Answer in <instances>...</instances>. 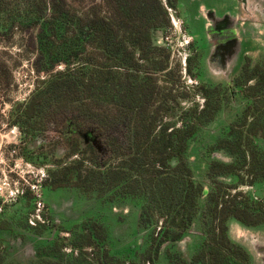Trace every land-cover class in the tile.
Instances as JSON below:
<instances>
[{
	"label": "trees",
	"instance_id": "1",
	"mask_svg": "<svg viewBox=\"0 0 264 264\" xmlns=\"http://www.w3.org/2000/svg\"><path fill=\"white\" fill-rule=\"evenodd\" d=\"M177 1L100 0L75 8L69 0H34L32 9L10 16L0 0V34L17 25L39 28L35 72L50 74L60 64L67 68L43 82L12 119L32 164L47 165L63 148L55 164L78 156L49 170L43 188L78 190L140 210L134 247L119 246L105 226L93 224L94 230L87 222L80 231H68V245L58 234L36 243L35 258L21 262L11 253L12 244L51 232L28 224L35 197L23 193L11 210L5 205L0 211V264H157L163 251L168 264H189L170 246L196 221L206 246L191 264H240L233 255L242 249L231 240L229 223L264 224L260 203L232 193L240 186L264 188V64H247L231 83L215 82L204 79L192 45L187 75L203 83L185 86L204 96L205 108L198 103L181 108L180 126L163 123L176 112L180 96L158 84L157 74L168 78L177 72L169 70L170 55L157 45V34L170 28L168 8H178ZM237 98L239 105L229 110ZM227 112L230 121H221L220 133L203 152L211 182L206 192L195 179L191 148ZM141 232L145 236L139 239Z\"/></svg>",
	"mask_w": 264,
	"mask_h": 264
},
{
	"label": "rangeland",
	"instance_id": "2",
	"mask_svg": "<svg viewBox=\"0 0 264 264\" xmlns=\"http://www.w3.org/2000/svg\"><path fill=\"white\" fill-rule=\"evenodd\" d=\"M1 1L4 3V10L7 11L8 15L12 16L20 11L23 12L26 6L32 9L34 0ZM69 1L75 8L85 7L95 1L100 2V0ZM179 1L181 5L180 11L176 10L179 18L175 15L173 22L171 20L170 28L157 34V45L165 48L170 55L169 70L177 72V77L173 73L168 78L165 77L168 74H157L158 84L167 93H170L168 91L172 87L175 93L180 96V104L176 107L174 115L168 116L162 121L163 123L171 120L176 121L178 126H180V123L177 116L181 108H189L191 105L194 106V103H198L199 106L203 104V98L196 91L186 88V86L191 88L190 86L194 84L193 79H188L186 60L194 53V49L191 47L193 41L191 38L192 32L196 35L199 44L205 42L203 20L196 19L197 14L199 15L198 7L196 5L192 7L190 1ZM200 1L207 9L212 8L216 16L228 17V19L236 21V33H241L243 30L250 35L242 33L247 36V38L243 39L244 48L240 42L230 43L227 51L228 55L233 52V49L237 48L235 56H238L239 49L242 48L241 55L243 52L248 51L249 57L254 62L264 61V0H214L215 3L213 4L209 0ZM35 7L33 8L35 9ZM173 10L175 11V9ZM202 14L201 11L199 17L202 16L204 18L205 14ZM10 19L11 22L13 18ZM181 20L185 21L184 25L181 24ZM38 29V27H34L30 30H25V28L17 25L12 31L1 32L0 34V211L5 205L11 210L23 193L31 192L35 197L37 194L32 187L37 185L39 194L43 195L42 203L45 204L43 215L48 217L51 226L56 224V226L61 227L60 230H63L61 237H70L64 231H80L82 225L88 222L89 224L91 223L94 230L97 229L93 224H97L95 226L98 228L100 225H105L108 235L113 240L122 238L127 242L130 232L137 227L138 209L133 208L132 210V207H128L127 210L118 208L113 213L111 201L107 198L96 195L88 196L78 190L64 188L42 189L44 181L48 179L49 170L67 166L74 160L68 158L58 162L59 164L53 162L55 157L65 154L64 148L57 150L56 156L49 157V161L45 166L32 164L30 160L25 159V143L18 128L13 125L12 119L18 107L25 104L43 82L67 70L64 64H60L50 74H37L35 72L34 62L38 54L36 44ZM169 33L173 34L172 37L168 35ZM219 36L217 35V37ZM240 36L241 34H239ZM166 38L169 39L167 42L165 41ZM212 42L214 43V41ZM165 43L166 45L169 43L170 47L167 48ZM214 57L212 56L209 60L211 73H209V77L214 80L229 81L235 73L234 68L240 66L241 59L237 60L236 63L237 57L232 58L231 56L232 59H235L233 64L224 67L225 65L218 63L220 60ZM70 68L75 70L77 65H72ZM182 94L185 96H181ZM212 132L210 130L207 131V133ZM213 133H217V130ZM49 149L46 147L44 152H48ZM240 190L245 193L248 188H241ZM88 220L92 221L89 222ZM230 232L238 243L250 251L253 260L252 264H264V228L246 229L236 223H232ZM197 233L191 232V236L178 245V249L183 252L185 259L189 262L192 261L196 252V244L199 239ZM49 239L50 235L46 234L43 235L41 241L44 242ZM35 242L36 239L27 237L22 242H14L11 247V253L14 255L15 260L21 262L31 261L35 256ZM158 264H168L165 253L160 256Z\"/></svg>",
	"mask_w": 264,
	"mask_h": 264
},
{
	"label": "flooded vegetation",
	"instance_id": "3",
	"mask_svg": "<svg viewBox=\"0 0 264 264\" xmlns=\"http://www.w3.org/2000/svg\"><path fill=\"white\" fill-rule=\"evenodd\" d=\"M189 1H190V4L192 3V7L194 5H196L198 7L199 15L197 14V18L196 19H202L203 23H204L203 27H204V36H205L204 41L205 42H202L201 44H199V41H198L196 35L193 34V32L191 33V38L193 40L192 41V45L195 46L196 52H198L200 54V56H201V65H202V68H203V71H204V79H211L212 81L221 82V83H231V81H233L238 75H240V73L242 72L244 66H246L247 64H249L250 66H254L257 63H263L264 64V61L254 62L253 59L251 57H249L248 51L243 52V54L241 55V49L242 48L239 49L240 52H239V54H237L238 56H235L236 52H237V48L233 49V52L230 55H228L227 51L229 49L228 46H229L230 43H234V42L238 43V42H240V43H242L243 48L245 47V45L243 44L244 43L243 39L247 38V36H245L242 33H246L247 35H248V33L243 31V30H242L241 33L240 32L236 33V27H235L236 21L230 20V19H228V17L216 16V14L214 13V10L212 8L207 9L206 7H204L201 4L200 0H186V2H189ZM209 2L212 3V4L215 3L214 0H209ZM177 6H178V8L175 9V13H176V15L178 17V13L176 12V10L180 11L179 8L181 7V5H180V1L179 0L177 1ZM201 11H202L203 14H205L204 18H202V16L199 17ZM184 20H185V18H184ZM181 24L184 25L185 21L181 20ZM230 34H232V36H230ZM239 34H241L240 37H239ZM217 35H220V36L217 37ZM210 36L211 37L212 36H216V37H212L211 38ZM248 36H250V35H248ZM233 40H236V41H233ZM212 41H214V43ZM192 45H191V47H192ZM212 56H215L214 58L219 59L220 61L218 63L224 64L225 65L224 67H228L229 64H233V61L235 60V59H232L233 57L234 58L237 57L236 63H237V60L241 59L240 66L234 68V72L235 73L233 74L232 78L229 81L214 80L212 77H209V73H210V66H209L210 62H209V60H210V58ZM231 56H232V58H231ZM236 63H235V65H236ZM202 83H203V80H202V82L197 80V85L202 86ZM251 85H253V81H250L248 86H251ZM202 98H203V104L200 106V108H199L200 110L204 109L205 108V104H206V100H205L204 96ZM238 98H237V100H235V102L233 101L232 106L229 108V110H231L232 107H236V106L239 105V103H238L239 99ZM229 110H227V111L229 112ZM234 111L235 110H233V113H234ZM228 112L224 113V114H222L220 116L218 123H215V124L211 125L210 127L205 128L203 130V132H202V133H205L204 136L199 140V142H197L191 148V151L193 153H195V156L192 158V166H193V168L196 171L195 179L197 181H199L201 184H203L206 192L208 191V189H209V187L211 185V182H210V180L208 179V177L206 175V163L204 162L205 156H204L203 152L205 151V148L208 146V144H211V142H212L211 137L212 136H216L217 133H220L221 126H224L223 123H228L230 121L231 117L228 115ZM221 121L223 123H221ZM208 130L213 131V132H216V130H217V133H213V132L212 133H207ZM79 136L83 140H86V141H90L92 139L91 135H86V134L85 135H81V134H79ZM214 157H216L218 159L220 158V159L226 160V158L224 156H222L221 154H215ZM73 159L74 160L78 159V156L75 155L72 158H70V160H73ZM241 188H248V191L244 193L242 190H240ZM42 189H44L43 186H42ZM239 192H241L243 195H249L250 198H252L253 200L257 201L258 203H260L264 207V188L258 189L256 187H252V186H240L238 189L232 191L233 194L239 193ZM128 207H132V210L134 208L132 205L117 206L116 204H112L113 213H115V210L118 209V208L127 210ZM44 209H45V204H43V203H42L41 209L37 208V202H36V199H35V208H34L33 212H31L29 214L28 218H27V222H28V224L31 227H37L38 225H41V226H47V227L51 228V230H50L51 232H49V233L46 232V233H44V234H42L40 236L32 237V238L36 239L35 243H39V242L41 243L42 242L41 239H42L43 235H46V234L50 235V239L46 240L44 242L51 241L58 234L61 237V233L63 231V230H60L61 227L56 226V224H55L56 227L50 225V223L48 221V217L43 215ZM134 209H137V208H134ZM138 211H139V215H138V219H139L140 210H138ZM90 221H92V220H90ZM232 223H236V224H238V225H240V226H242V227H244L246 229L264 228V224H257V225L247 226V225H244L243 223H241V222H239L237 220H233L228 225V227H229V236H230L231 240L242 249L240 253H237V254L233 255L234 259L236 260V262H238L240 264H252L253 260H252V255H251L250 251H248V249H246L243 245L238 243L231 235L230 229H231ZM137 225H138V222H137ZM103 226H105V225H103ZM161 226H162V223L160 224V227H159L158 231H160ZM137 228L138 227H136V229H134V231L130 232V234L128 236L129 240L127 242H125V240H123L122 238L117 240V241H119V246L122 247L124 245L128 246L129 244H131L130 246L134 247L135 246V242L132 241V234L135 233ZM56 230H58V231L56 232ZM64 232L66 234L70 235V237H62V238L66 239V243L68 245V243H70V241H71L70 240L71 239V233H69L68 231H64ZM191 232H198L197 234L199 236V239H198V241L196 240L197 241V244H196L197 246H196V250H195L196 252L194 254V257H193L192 261L189 262L188 260L185 259L183 252L178 249V245H180L183 241H185V239L187 237H190L191 236ZM144 236H145V233L141 232L140 235H139V239L143 238ZM27 238H29V237H27ZM68 238H70V239H68ZM205 240H206V236L204 235V232H203V229L201 227V224L199 223V221L198 222L196 221L193 224V226L189 229L187 234H185L180 240L174 242L170 247L172 248V250L176 251L185 261H187L189 264H191V263H193V260H194V258L196 256V254L198 253V251L201 248L206 246V241ZM65 251L67 253H70L71 252V248L68 247V248L65 249ZM162 253H164V251ZM34 258H35V256H34ZM166 261H167V263L169 262L167 256H166Z\"/></svg>",
	"mask_w": 264,
	"mask_h": 264
},
{
	"label": "built area",
	"instance_id": "4",
	"mask_svg": "<svg viewBox=\"0 0 264 264\" xmlns=\"http://www.w3.org/2000/svg\"><path fill=\"white\" fill-rule=\"evenodd\" d=\"M168 11H169V14H170V17H171V20H172V22H173V20H174V16L176 15V13H175V11L173 10V9H171V8H168ZM177 17V16H176ZM168 35H171V37H172V33H169ZM169 39L168 38H166L165 39V41L167 42ZM165 46L167 47V48H169L170 47V45H169V43H168V45H166V43H165ZM187 61V60H186ZM185 64V63H184ZM188 79H191V78H188ZM191 81V80H190ZM192 82V81H191ZM193 83L195 84H192L193 86H197V80H194L193 81ZM32 189H33V191L37 194L36 196H35V199H36V202H37V208L38 209H41V207H42V196L43 195H40L39 194V187L37 186V185H34L33 187H32Z\"/></svg>",
	"mask_w": 264,
	"mask_h": 264
}]
</instances>
